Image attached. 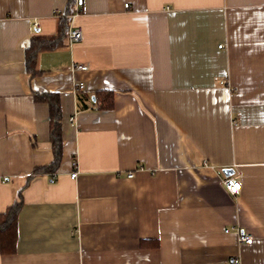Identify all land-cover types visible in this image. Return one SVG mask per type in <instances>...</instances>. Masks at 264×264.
I'll return each instance as SVG.
<instances>
[{
    "label": "crops",
    "instance_id": "0c3cea01",
    "mask_svg": "<svg viewBox=\"0 0 264 264\" xmlns=\"http://www.w3.org/2000/svg\"><path fill=\"white\" fill-rule=\"evenodd\" d=\"M68 1L0 0V214L22 199L0 264H264V0ZM63 19L32 75V37ZM34 91L63 125L35 175L55 154Z\"/></svg>",
    "mask_w": 264,
    "mask_h": 264
},
{
    "label": "trees",
    "instance_id": "16d2710c",
    "mask_svg": "<svg viewBox=\"0 0 264 264\" xmlns=\"http://www.w3.org/2000/svg\"><path fill=\"white\" fill-rule=\"evenodd\" d=\"M74 0L68 1V7L73 5ZM59 34L51 36H33L30 46L26 50L25 67L32 75L39 73L37 64V56L39 51L46 48L58 47L61 42L67 26V19H63L60 23ZM34 97L37 101H46L49 104V120H50V140L52 141V150L54 160L48 165L38 166L34 170L36 173L53 172L57 169L62 159V111L60 110V100L57 93L38 92L34 91ZM100 107H111L113 104V94L110 91H105L100 94ZM22 206V199L11 204L4 214H0V248L3 253H11L15 250L16 237L18 232L17 222L19 211Z\"/></svg>",
    "mask_w": 264,
    "mask_h": 264
},
{
    "label": "built area",
    "instance_id": "2783aa9c",
    "mask_svg": "<svg viewBox=\"0 0 264 264\" xmlns=\"http://www.w3.org/2000/svg\"><path fill=\"white\" fill-rule=\"evenodd\" d=\"M78 3V0H77ZM125 7H128V3L125 4ZM37 24V23H36ZM67 39L71 44H74L75 42H79L83 40V31L80 27L74 26V28H70L67 34ZM73 71L76 70H81V71H86L89 69L87 64H84L82 62H76L71 65ZM224 82V81H223ZM84 87L83 82H79L76 85V88L81 89ZM69 122L73 126H78L76 122L75 116H71L69 119ZM76 162L74 163V171L72 172L71 176L76 177L78 174V169L76 167ZM130 177L133 176L132 173L129 174ZM224 184L226 189L233 195H237L242 188V181L240 179H237L233 176H226L224 179ZM239 242L241 243H246V244H252L254 241V236L251 233L245 232V231H239Z\"/></svg>",
    "mask_w": 264,
    "mask_h": 264
},
{
    "label": "water",
    "instance_id": "95a60500",
    "mask_svg": "<svg viewBox=\"0 0 264 264\" xmlns=\"http://www.w3.org/2000/svg\"><path fill=\"white\" fill-rule=\"evenodd\" d=\"M224 172H225L226 174L232 173V169H231V168H225V169H224Z\"/></svg>",
    "mask_w": 264,
    "mask_h": 264
}]
</instances>
